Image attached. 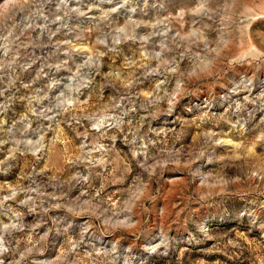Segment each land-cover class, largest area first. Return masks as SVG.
I'll use <instances>...</instances> for the list:
<instances>
[{
  "label": "rangeland",
  "instance_id": "1",
  "mask_svg": "<svg viewBox=\"0 0 264 264\" xmlns=\"http://www.w3.org/2000/svg\"><path fill=\"white\" fill-rule=\"evenodd\" d=\"M0 264H264V0H0Z\"/></svg>",
  "mask_w": 264,
  "mask_h": 264
}]
</instances>
